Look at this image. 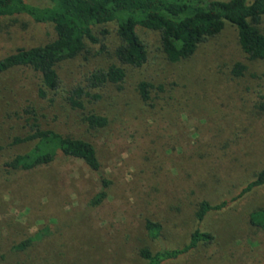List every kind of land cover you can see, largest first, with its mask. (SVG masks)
<instances>
[{
	"label": "rangeland",
	"instance_id": "1",
	"mask_svg": "<svg viewBox=\"0 0 264 264\" xmlns=\"http://www.w3.org/2000/svg\"><path fill=\"white\" fill-rule=\"evenodd\" d=\"M116 31V24L97 27L99 43L62 63V78L83 84L92 71L116 64ZM139 34L147 63L129 68L122 86L109 84L84 109L41 99L32 70L0 74V264H147L142 249L182 247L198 228L215 243L165 264H264V230L250 224L264 209V187L202 223L196 216L201 202L232 200L264 169V60L248 58L230 24L178 63L167 60L157 33ZM55 38L52 24L25 15L2 20L0 59ZM237 64L246 67L240 77ZM143 82L152 85L148 103L139 92ZM29 107L45 129L92 143L101 171L64 156L32 171L8 167L35 146L14 143L29 132ZM91 114L108 125L90 127ZM147 221L161 225L160 239L150 237Z\"/></svg>",
	"mask_w": 264,
	"mask_h": 264
},
{
	"label": "trees",
	"instance_id": "2",
	"mask_svg": "<svg viewBox=\"0 0 264 264\" xmlns=\"http://www.w3.org/2000/svg\"><path fill=\"white\" fill-rule=\"evenodd\" d=\"M46 6H37L30 0H0V21L17 16H28L37 23L52 24L56 38L50 43L21 48L0 59V74L14 69H29L40 79L39 96L49 103L61 102L73 109H84L88 100L99 101V92L109 84H124L129 68L139 69L148 61L147 45L139 29L155 32L160 37L161 50L171 63L190 59L199 47L220 35L227 24L238 32V41L252 61L264 60V0H43ZM107 24L117 25L119 45L115 50L116 64L107 69H96L83 84H68L58 67L87 51L88 43L98 44L96 28ZM246 67L237 64L234 74L242 76ZM119 86V87H120ZM152 85L143 82L139 92L143 102L151 100ZM29 132L17 137L15 144L34 142L26 154L16 156L7 163L14 170L32 171L54 163L60 156L83 161L90 169L101 171L102 165L95 146L81 138L45 129L34 108L24 111ZM87 122L92 128H104L106 117L91 114ZM104 181V189L109 187ZM264 187V169L232 200L219 204L203 201L197 209V220L202 223L211 213L222 212L254 191ZM106 191L97 196L94 205L106 198ZM250 224L264 230V209L250 215ZM152 239L161 236L160 224L147 221ZM29 239L18 247L25 250L33 243ZM216 237L196 229L190 241L182 247L161 249L154 253L148 248L140 251L147 264H165L176 261L197 250L201 245H212Z\"/></svg>",
	"mask_w": 264,
	"mask_h": 264
}]
</instances>
